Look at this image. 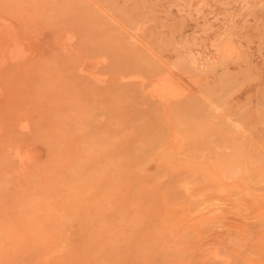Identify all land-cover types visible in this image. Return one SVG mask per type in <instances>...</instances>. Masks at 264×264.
Instances as JSON below:
<instances>
[{"label": "rangeland", "instance_id": "374dc122", "mask_svg": "<svg viewBox=\"0 0 264 264\" xmlns=\"http://www.w3.org/2000/svg\"><path fill=\"white\" fill-rule=\"evenodd\" d=\"M39 252L264 264V0H0V264Z\"/></svg>", "mask_w": 264, "mask_h": 264}, {"label": "bare ground", "instance_id": "6f19581e", "mask_svg": "<svg viewBox=\"0 0 264 264\" xmlns=\"http://www.w3.org/2000/svg\"><path fill=\"white\" fill-rule=\"evenodd\" d=\"M56 35V34H55ZM48 43V42H47ZM226 54V53H225ZM230 55V54H229ZM228 55V56H229ZM224 79V78H223ZM171 84V82H169L168 83V81H163V82H161L160 83V87L158 88L159 90H161L162 92H163V94H165L166 96L168 95V92H170V91H168V88L170 87L169 85ZM159 85V84H158ZM180 85V84H179ZM178 86V85H177ZM176 85L174 86L175 88L177 87ZM221 86V85H220ZM237 87V86H236ZM239 87V86H238ZM179 88V87H178ZM222 89H223V87H222ZM227 89H229V87L227 88ZM224 90V89H223ZM230 92V91H229ZM170 97V96H169ZM172 97V96H171ZM197 103V102H196ZM198 104V103H197ZM197 107V106H196ZM193 109V108H192ZM189 110V109H188ZM185 111H187V109L185 110ZM190 111V110H189ZM209 111V110H208ZM179 112V111H178ZM190 112H192V111H190ZM189 112V113H190ZM185 113H187V112H185ZM199 114V113H198ZM201 114V113H200ZM185 115V114H184ZM157 117V116H156ZM155 117V118H156ZM186 118V117H185ZM192 118H194V116L192 117ZM176 119V118H175ZM193 120V119H192ZM200 120V119H199ZM209 119H207V121H208ZM194 121V120H193ZM210 121H211V117H210ZM176 122V121H175ZM161 125H162V123H161ZM182 125V124H181ZM183 125H185V124H183ZM171 127H172V125H171ZM198 127V126H197ZM218 127V126H217ZM178 128V127H177ZM184 128H186L185 126H184ZM188 129H189V127H188ZM192 129V128H191ZM190 129V130H191ZM219 129V128H218ZM199 129H197V131H198ZM202 129L200 128V130L199 131H201ZM175 131V130H174ZM177 131V130H176ZM181 131V130H180ZM179 131V132H180ZM194 131H196V129L195 130H193V132ZM191 132V131H190ZM171 133V132H170ZM166 134V133H165ZM165 134L164 135H162V136H165ZM168 135V134H167ZM172 136V135H171ZM182 136V135H181ZM144 138H145V136H144ZM160 138H162L161 136H160ZM164 138V137H163ZM166 138H164V140H165ZM193 139V138H192ZM159 140V139H158ZM186 140V139H185ZM207 140V139H206ZM162 141H163V139H162ZM175 141V140H174ZM179 143V142H178ZM205 143V142H204ZM215 143H216V141H215ZM160 144V143H159ZM186 144V143H185ZM206 144V143H205ZM208 144V143H207ZM213 144V143H212ZM209 145V144H208ZM214 145V144H213ZM220 145V144H219ZM135 147V146H134ZM210 147H212V146H210ZM155 148V147H154ZM214 148V147H213ZM227 148V147H226ZM225 148V149H226ZM224 149V150H225ZM209 150V149H208ZM153 151V150H152ZM166 151V150H165ZM191 151V150H190ZM18 152V151H17ZM25 152H28V151H25ZM25 152H23V153H25ZM156 152V151H155ZM209 151H207V153H208ZM221 152V151H220ZM225 152V151H224ZM23 153H21V154H23ZM174 153V152H173ZM178 153V152H177ZM205 153V152H204ZM209 153H211V152H209ZM224 154H226V153H224ZM208 155V154H207ZM16 156V155H15ZM150 156V155H149ZM228 156V155H227ZM192 157V156H191ZM232 157V156H231ZM16 159V158H15ZM30 159H31V157H30ZM175 159V158H174ZM182 159V158H181ZM155 160V159H154ZM196 160V159H195ZM198 161V160H197ZM205 161V160H204ZM182 162V161H181ZM206 162V161H205ZM214 162V161H213ZM31 163V162H30ZM205 164V163H204ZM227 164V163H226ZM23 165V164H22ZM23 167V166H22ZM29 167V166H28ZM222 167V166H221ZM230 169H231V167H230ZM26 172H24V174H25ZM21 174V173H20ZM23 175V174H22ZM233 175V174H232ZM205 176V175H204ZM54 178V177H53ZM48 179V178H47ZM168 179V178H167ZM233 180V179H232ZM66 182V181H65ZM67 183V182H66ZM121 184H124V183H121ZM33 186V185H32ZM122 186V185H121ZM125 186V185H124ZM16 188V187H15ZM17 189V188H16ZM19 189V188H18ZM21 189V188H20ZM254 190V189H253ZM23 191V190H22ZM123 191V190H122ZM110 193H111V191H110ZM120 192H118L117 194H119ZM123 193V192H122ZM126 193V192H125ZM113 194V193H112ZM115 194V193H114ZM124 194V193H123ZM127 194V193H126ZM111 195V194H110ZM115 196V195H114ZM126 197V196H125ZM117 199V198H116ZM112 200H114V199H112ZM120 200V199H119ZM71 201V200H70ZM91 201V200H90ZM118 201V200H117ZM121 201H122V199H121ZM121 201L120 202H118V203H121ZM115 202V201H114ZM117 203V202H116ZM59 205V204H58ZM67 206H68V204H67ZM129 206V205H128ZM114 207H116L115 205H114ZM64 208H67V207H64ZM25 209V208H24ZM24 212H27V211H24ZM25 214V213H24ZM127 214H129V213H127ZM127 214H126V216H127ZM75 217V216H74ZM64 220H66L65 219V217L63 216L62 217ZM128 218H130V217H128ZM127 219V218H126ZM70 221V220H69ZM22 225V224H21ZM20 227V226H19ZM21 228V234L20 235H17V234H13V233H10V232H3V233H1V238L4 240V241H7V242H10V246H12L11 248H14V249H16L17 248V246H19V247H23L24 248V250L22 251V254L24 253L26 256L27 255H31V254H33L35 251H38V249H40V247L38 246V245H36V243H37V239H36V235L37 234H39V232H41V230L40 229H38V228H36V224L35 223H30V224H25V225H23V226H21L20 227ZM69 228V227H68ZM84 228V227H83ZM73 230V229H72ZM29 235V236H28ZM68 234H67V238H68ZM102 237V236H101ZM61 245V244H60ZM63 245V244H62ZM70 245V244H69ZM56 246L57 245H55V248L54 249H52V253H50L52 256H53V252H57V251H59L60 250V246H58L57 248L58 249H56ZM64 247V246H63ZM6 248H9V247H6ZM68 248V247H67ZM63 249V248H62ZM69 249V248H68ZM17 250V249H16ZM61 251V250H60ZM66 251V250H65ZM64 251V252H65ZM68 252V251H67ZM218 252V251H217ZM40 254H38L37 256H38V259L40 260V261H46V263H48L47 262V260L49 259V255H46V254H44V253H41V252H39ZM60 253H63V251L62 252H60ZM206 253V252H205ZM214 254V253H213ZM218 254V253H217ZM72 255V254H71ZM215 255V254H214ZM208 256V255H207ZM219 255H217V257H218ZM220 257V256H219ZM7 258H4V261H2L1 263L2 264H12L10 261H8V259L6 260ZM51 259V258H50ZM53 260V259H52ZM224 260V259H223ZM209 261V260H208ZM225 261V260H224ZM51 262V261H50ZM15 264V263H14ZM49 264V263H48Z\"/></svg>", "mask_w": 264, "mask_h": 264}]
</instances>
